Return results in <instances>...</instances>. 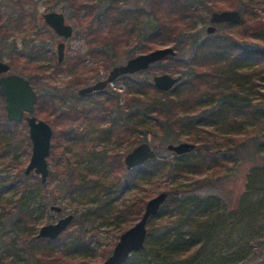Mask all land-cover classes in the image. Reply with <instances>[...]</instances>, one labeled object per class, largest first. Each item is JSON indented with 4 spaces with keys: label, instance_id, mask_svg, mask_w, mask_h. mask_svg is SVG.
I'll use <instances>...</instances> for the list:
<instances>
[{
    "label": "rangeland",
    "instance_id": "rangeland-1",
    "mask_svg": "<svg viewBox=\"0 0 264 264\" xmlns=\"http://www.w3.org/2000/svg\"><path fill=\"white\" fill-rule=\"evenodd\" d=\"M124 1V7L137 15V21H129V27L134 22L141 28L163 21L165 32L145 43L136 34L126 36L117 22L95 17L96 5L103 7L104 0H0V23L6 29L5 36L0 37V54L6 55L1 60L10 63L7 51L15 43V68L11 66L10 72L27 79L33 77L38 95L53 94L57 107L79 113V118L57 121L47 105L42 113L35 112L38 119L53 128L48 157L50 174L45 189L40 175L25 174L32 155L26 119L18 122L13 132L5 131L0 123V187L3 186L0 214L6 212L5 206L13 211L17 209L20 190L16 184L9 188L8 183L20 181L31 186L29 195L38 192L37 198L28 197V203L39 210L35 216V232L30 233L37 235L42 226L56 223L66 215L74 216L55 242L40 238L42 245L56 252L43 253L36 261L23 255L17 257L14 264H101L111 256L121 235L141 219L147 202L161 192L174 194L177 199L189 198V205L182 210L175 208L171 201L164 203L163 215L147 223L145 245L135 256L137 262L131 264H237L254 251L256 241L264 238V61L250 60L245 66L242 64V75L248 73L249 78L244 84L245 90L247 88L253 106L259 109H251L255 118L246 116L242 121L244 126L235 131L236 134L211 126L199 131L194 137L200 141H194L187 129L176 130L168 140L147 127L146 132L145 128L126 132L125 121L118 117L122 114L119 108L127 107L131 111L133 99L137 98L141 99L140 105L147 100L157 101L160 94L156 92L154 76L165 73L177 76L181 73V60L188 61L191 44L184 42L188 39L182 34L200 32L204 38L209 34L207 28L212 24V12L239 9L229 8L228 0H196L192 9L171 0ZM51 11L63 13L66 22L73 26L70 38L58 36L45 23L43 14ZM242 17L241 23H226L222 27L216 24L212 34L222 31L238 41L246 39L264 47V0L248 6L242 11ZM62 41L65 57L59 63L57 45ZM35 44L40 59L23 56L29 55V48ZM168 46L176 50L175 56L167 55L151 65L149 71L129 75L137 80L134 89L142 88L143 94H135L130 90V83L126 86L125 78L120 76L103 92L79 95L83 87L105 79L113 67L139 54ZM212 62L210 58L205 60V69H217L219 63ZM94 69L100 72L98 78L79 83V79L90 77ZM184 76L189 77V73ZM142 82L148 87L143 88ZM196 94L193 92L194 96L189 99L194 100ZM170 96L176 100L181 98L179 93ZM110 105L115 108L112 112L103 108ZM104 111L111 113L106 120L92 118ZM144 122L151 127L154 120L147 116ZM110 127L111 132H105L104 129ZM68 131L73 133L70 135ZM143 142L155 148L156 160L164 166L148 170L144 175L137 171L126 175V154ZM181 142L194 143L196 147L183 155L167 149L168 144ZM232 147H239L241 154L228 153ZM68 163L84 174L82 177H87L85 188L66 190L68 186L63 182L68 174L64 168ZM180 168L189 170L182 172ZM117 171L120 179L115 177ZM126 176L136 177V180L122 190L121 180ZM194 201L200 209L194 208L191 203ZM52 205L62 207V211L51 210ZM186 213L193 220H189ZM2 239L5 245L14 246L16 250L26 246L13 230L3 232ZM0 261L13 264L10 257H0Z\"/></svg>",
    "mask_w": 264,
    "mask_h": 264
},
{
    "label": "trees",
    "instance_id": "trees-1",
    "mask_svg": "<svg viewBox=\"0 0 264 264\" xmlns=\"http://www.w3.org/2000/svg\"><path fill=\"white\" fill-rule=\"evenodd\" d=\"M115 1L116 4H106V2ZM175 2V4L181 5L185 8H194L196 0H171ZM218 1V0H211ZM220 1V0H219ZM229 8H238L239 11H246L248 6H252L258 0H228ZM124 0H104L103 7L96 5L97 10L95 11V17L98 20L109 19L108 21L117 22V25L120 24L122 31L126 36L129 35H138L140 41L142 43L151 42L156 37L162 35L165 32L163 25V21H155V24H151L147 27H139L138 23H131L132 26L129 27V21H137L135 17L137 15L132 12V9L125 8ZM102 5V4H101ZM94 7V9L96 8ZM127 20V21H126ZM226 23L218 24V26L222 27ZM164 31V32H163ZM6 29L2 23H0V37L5 36ZM167 32V31H166ZM181 31L180 34H182ZM189 32V31H188ZM183 33L182 36H186L185 39H188L187 44H191V53L188 57V61L182 59L180 69L183 75V79L179 82L174 88L169 91H163L155 87L156 92L160 94V97L157 101L147 100L144 105H140L139 98L133 99L135 102L133 103V108L131 107V111H128L127 107L119 108L121 110V115L119 118H122L125 121V131L126 132H134V130H140L141 128H145L146 132L151 128L154 134L161 133L164 138L168 140L170 137L174 135L176 130L187 129L191 132L190 139L194 141H200L198 137H194L199 131L206 129L207 127H218L220 131H225L226 133L234 134L235 131H239L241 126H244V118L248 116L249 118H255L252 111L253 108H257V105L253 106V101L250 99L247 88L245 90L244 84L248 82V77L246 75H242L241 67L242 64H247L248 61H264V47L257 46V43H253V41L244 40H236L232 35L222 34L220 31L215 34H205L204 38L201 36L200 32L195 33ZM127 42V41H126ZM15 43L8 47V59L9 64L15 68ZM140 47L143 49L140 45ZM10 50V51H9ZM29 55L26 56L31 60H39V49L37 45H33L29 48ZM38 53V55H36ZM107 53V52H106ZM6 55L0 54V60L3 59ZM170 58H174L170 56ZM208 58L212 59V63L218 66L217 69L208 70L205 69L204 63ZM115 61L113 60V63ZM112 63V61H111ZM112 63V64H113ZM11 67V68H12ZM151 69V67H149ZM147 69L148 71L150 69ZM146 71V70H145ZM214 71L213 74L210 72ZM148 74V72H146ZM189 73V77L185 78L184 74ZM217 75V82L214 83V77ZM100 76V72L97 69L93 70L90 77L79 79V83L87 82L89 78H98ZM125 84L128 86L130 83V90L134 91L135 94H143L142 88L138 87L134 89L133 84L136 83V78L124 75ZM33 85V77L28 78ZM148 81V79H147ZM140 82V81H139ZM149 83V82H148ZM151 84V82L149 83ZM153 85V83H152ZM140 86V85H139ZM143 88L145 83L142 82ZM34 87V86H33ZM101 91H95L92 93H100ZM194 93H197L196 98L194 100L189 99V97L194 96ZM181 95L179 100L174 99L170 94ZM38 101L36 104V113H42L44 111L45 105L48 106L49 113L51 115H56V119L58 120H70L72 118H79V113L75 114V111L69 109H61L56 106L55 96L53 94H49V96L38 95ZM81 98V96H77ZM109 97H112L109 94ZM188 98V99H187ZM0 123L5 131L13 132L18 122L10 121L7 117L6 111V102L5 98L0 94ZM189 100V101H188ZM115 101V100H114ZM115 103V102H114ZM113 105L116 106V103ZM113 105L108 107H103L105 110L112 112L115 108ZM140 105V106H139ZM113 106V107H112ZM99 108V107H97ZM113 109V110H112ZM253 109V110H251ZM259 108H257L258 110ZM104 110V109H103ZM264 110V108H263ZM88 112L87 110H85ZM102 111V110H101ZM105 112V111H104ZM98 113L94 117V119L98 121L106 120L107 116H110L111 113ZM153 118L154 122L150 125H145L144 118L145 117ZM117 117V118H118ZM88 119V117L86 118ZM49 120V119H48ZM115 118L112 117V122ZM243 121V122H242ZM111 122V123H112ZM149 129V130H151ZM105 132H111V127L104 129ZM73 131H68L71 135ZM211 132V131H210ZM233 132V133H232ZM236 134V133H235ZM125 136H123L125 140ZM120 141V138H118ZM122 141V140H121ZM204 146L207 147L205 144ZM236 146V145H235ZM204 149V148H203ZM206 149V148H205ZM236 155L241 154V150L239 147L228 149V153L232 152ZM157 152V151H156ZM188 154V153H187ZM120 160L118 162V166H120ZM164 164L156 158L148 160L142 165L136 166L131 170L126 171V175L131 174L134 171L141 172L140 175H144L148 170H155L157 168H162ZM83 169V168H82ZM202 169V168H200ZM178 170V169H177ZM189 170V168L184 169L180 168L179 171L185 172ZM64 172L68 174L67 179L63 182L66 187V190L85 188L84 183H87L85 180L87 177H82L84 174H80L79 170L76 167H71V164H67L64 168ZM87 172V171H86ZM120 172L117 171L115 177L119 178ZM87 175H90L87 173ZM23 178V177H22ZM132 178V179H131ZM136 177L126 176L121 180L123 184L122 190L126 189L129 183H134ZM23 182V179L21 180ZM42 182V181H41ZM98 182V181H97ZM100 183V182H98ZM16 184V188L20 190V198L17 201V209L13 211V208H6L3 214H0V257H6L12 259V263L14 264L17 260V257L27 256L28 259L36 261L37 258L40 260V257L43 253H47L50 251L51 253L56 252V249L49 248L45 245H42L39 238L34 231V225L36 224L37 212H39L38 208L33 206L31 203H28V197L32 196L31 186H27V183H16L11 182L8 183V187H12ZM43 189H45L47 183H41ZM64 185V186H65ZM15 186V185H14ZM3 188L0 187V193ZM28 189V190H27ZM34 190V189H33ZM35 191V190H34ZM168 193V192H167ZM38 192L36 191V195H33L32 198H37ZM173 202L175 208H180L185 210V207L189 205L190 199L186 197H179L177 199L176 195H170L168 193V197L164 202ZM183 202V203H182ZM196 208L200 209L199 204L197 202H191ZM164 204L159 210L156 216H152L150 220H153L155 217H161L163 215ZM184 207V208H182ZM183 213H185L183 211ZM186 217L189 220H193L192 217L186 213ZM190 223L192 224L193 221ZM203 224V223H202ZM203 226V225H202ZM13 230L14 234L21 239L22 244H26V246L22 245V247L16 250V247L11 245H5L2 239L3 232ZM26 232V234H24ZM49 242H55L56 240L48 239ZM254 251L249 254L247 257L243 258L237 264H264V238L256 241L254 243ZM77 245V244H76ZM70 248L68 251H70ZM139 252H134L129 256L127 261L124 264H131L132 262H137L135 256ZM24 258V257H23ZM1 262V261H0ZM2 264V263H0Z\"/></svg>",
    "mask_w": 264,
    "mask_h": 264
},
{
    "label": "water",
    "instance_id": "water-1",
    "mask_svg": "<svg viewBox=\"0 0 264 264\" xmlns=\"http://www.w3.org/2000/svg\"><path fill=\"white\" fill-rule=\"evenodd\" d=\"M43 18L45 23L58 36L66 39L72 36L73 26L66 22L63 13L51 11L44 13ZM210 21L212 24L207 28V31L209 34H212L216 31V24L241 23L243 17L239 10L214 11L211 14ZM57 49L58 62L61 63L65 57V42L58 43ZM176 54V50L171 46L160 48L149 53L139 54L128 59L125 64L113 67L105 79L83 87L78 93L79 95H86L95 91L104 90L120 76L131 75L146 70L167 55L175 56ZM10 71L11 65L8 62L0 60V94L5 98L7 117L10 121L16 122H20L25 118L29 126V136L32 141V155L25 169V174L29 175L34 172L40 175L42 183H46L50 174L48 157L51 152L53 128L45 120L38 119L35 114L39 96L30 80ZM182 79L183 76L181 74L173 76L165 73L155 75L154 84L160 90L169 91L181 82ZM195 147L196 145L194 143L189 142H181L178 144L170 143L167 145V149L177 155L190 153ZM156 157L157 152L155 148L149 142H143L126 154L124 162L126 168L131 170ZM167 197V192H161L147 202L141 219L121 235L111 256L101 264H124L131 254L143 249L147 238L148 220L158 214ZM50 208L57 212L62 211V207L58 205H52ZM73 219V215H66L56 223L42 226L37 234V238L55 240L67 229Z\"/></svg>",
    "mask_w": 264,
    "mask_h": 264
}]
</instances>
